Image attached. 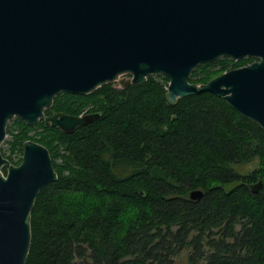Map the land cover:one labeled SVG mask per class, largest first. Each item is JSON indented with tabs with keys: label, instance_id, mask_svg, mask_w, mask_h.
<instances>
[{
	"label": "trees",
	"instance_id": "trees-1",
	"mask_svg": "<svg viewBox=\"0 0 264 264\" xmlns=\"http://www.w3.org/2000/svg\"><path fill=\"white\" fill-rule=\"evenodd\" d=\"M255 58L203 62L190 80ZM168 84L152 74L62 91L45 113H97L70 132L43 118L7 123L4 156L20 161L11 154L31 138L49 149L57 172L32 206L25 264H173L184 247L189 264H264L263 127L211 91L170 102ZM255 159L250 171L236 168ZM197 187L204 194L193 199Z\"/></svg>",
	"mask_w": 264,
	"mask_h": 264
},
{
	"label": "water",
	"instance_id": "water-1",
	"mask_svg": "<svg viewBox=\"0 0 264 264\" xmlns=\"http://www.w3.org/2000/svg\"><path fill=\"white\" fill-rule=\"evenodd\" d=\"M222 56L257 59L190 80ZM152 74L169 77L170 102L211 91L264 129V0H0V264H25L36 195L57 178L49 149L34 139L23 141L17 164L2 154L8 121L43 118L70 132L97 113L47 114L55 95ZM203 194L190 190L193 199Z\"/></svg>",
	"mask_w": 264,
	"mask_h": 264
},
{
	"label": "rangeland",
	"instance_id": "rangeland-1",
	"mask_svg": "<svg viewBox=\"0 0 264 264\" xmlns=\"http://www.w3.org/2000/svg\"><path fill=\"white\" fill-rule=\"evenodd\" d=\"M114 84L119 85L117 81H114ZM12 119L13 118H11L8 122H10ZM10 137H11L10 134L7 133V135L5 136L4 140L1 143V148L6 153L7 151H9L8 140L10 139ZM11 155L14 160H17L22 155V153H20L18 150H15L14 152H12ZM257 165H258V160L255 159L247 163L237 164L236 168H238L242 172H247L254 169ZM189 252H190L189 247H184L183 249H181L179 254H177L174 257L173 264H189V259H188Z\"/></svg>",
	"mask_w": 264,
	"mask_h": 264
},
{
	"label": "flooded vegetation",
	"instance_id": "flooded-vegetation-1",
	"mask_svg": "<svg viewBox=\"0 0 264 264\" xmlns=\"http://www.w3.org/2000/svg\"><path fill=\"white\" fill-rule=\"evenodd\" d=\"M256 57V56H255ZM255 59H257V57L255 58ZM254 59V60H255ZM12 162V161H11ZM14 164H17V163H19V161L18 162H13ZM2 169H4V171H5V169H6V167L4 166V167H2Z\"/></svg>",
	"mask_w": 264,
	"mask_h": 264
}]
</instances>
